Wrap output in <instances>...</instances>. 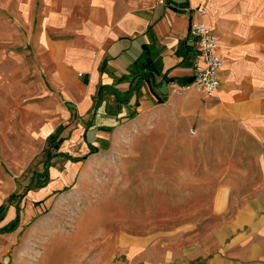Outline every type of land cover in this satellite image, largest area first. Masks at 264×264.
Returning a JSON list of instances; mask_svg holds the SVG:
<instances>
[{
    "label": "crops",
    "instance_id": "obj_1",
    "mask_svg": "<svg viewBox=\"0 0 264 264\" xmlns=\"http://www.w3.org/2000/svg\"><path fill=\"white\" fill-rule=\"evenodd\" d=\"M193 22L218 38L220 86L211 97L191 90L179 98L168 81L193 79ZM101 87L127 102L98 96ZM158 107L187 110L190 121L221 129V143L236 144V179L223 177L212 201L223 222L201 252L126 237L107 264H264V0H0V138L28 130L45 142L44 161L47 150L73 157L78 148L83 154L73 158L87 159L110 149L124 123ZM51 136L59 144L48 146ZM52 168L47 185L25 191L30 178L24 196L50 192ZM85 242L66 246L71 259Z\"/></svg>",
    "mask_w": 264,
    "mask_h": 264
},
{
    "label": "rangeland",
    "instance_id": "obj_2",
    "mask_svg": "<svg viewBox=\"0 0 264 264\" xmlns=\"http://www.w3.org/2000/svg\"><path fill=\"white\" fill-rule=\"evenodd\" d=\"M168 110L154 108L124 123L110 149L83 162L54 158L52 190L25 194L17 229L0 234V264H107L126 237L176 251L214 244L223 218L212 212V201L223 177L236 179V144L221 143V129L190 121L187 110ZM27 132L0 138V204L18 184L23 194L42 169L46 144ZM14 214L11 207L0 227ZM83 239L84 251L71 259L66 245Z\"/></svg>",
    "mask_w": 264,
    "mask_h": 264
},
{
    "label": "built area",
    "instance_id": "obj_3",
    "mask_svg": "<svg viewBox=\"0 0 264 264\" xmlns=\"http://www.w3.org/2000/svg\"><path fill=\"white\" fill-rule=\"evenodd\" d=\"M199 16L203 17L206 12L198 9ZM187 39L191 41L197 59L194 62L193 79L188 84L179 85L175 82L169 83L170 92L182 96L191 90H195L205 97L213 96L219 89V71L222 59L216 53L218 38L214 31L202 22L190 24Z\"/></svg>",
    "mask_w": 264,
    "mask_h": 264
},
{
    "label": "trees",
    "instance_id": "obj_4",
    "mask_svg": "<svg viewBox=\"0 0 264 264\" xmlns=\"http://www.w3.org/2000/svg\"><path fill=\"white\" fill-rule=\"evenodd\" d=\"M143 78L145 79H149L150 77L145 74V75H139V76H135V79L134 81H136L137 83L139 81H141ZM192 81V79L190 81H187V82H184V83H181L182 85L183 84H188ZM171 82H175L177 83L176 80H170L168 81V83H171ZM180 85V84H179ZM135 89V88H133ZM131 90V89H129ZM103 91H106L107 93H111L113 94L116 99L118 101H120L122 104H125L127 101V96L125 95V97L123 99H121L120 95L114 91L113 89L109 88V87H101L100 88V92L98 94V96H101L102 92ZM47 143H48V146H52L53 143L54 144H59L58 141H57V138L54 137V136H51L48 138L47 140ZM97 151H95V149H93L92 147H90V153L89 154H94L96 153ZM63 157L65 160L67 161H70V162H80V161H83L86 159V156L85 157H82V158H73L69 155H66V154H61V153H50L49 150L46 151V159L43 163V166H42V169L40 172H36L32 175L31 179H30V183L29 185L27 186V188L25 189V191L27 190H31V189H39V188H43L47 185L48 181H49V175H48V170L49 168L52 166V163H51V160L54 158V157ZM22 196L23 195H12L10 197V199L8 200V203L6 205H3L0 207V221L4 219L5 217V214H6V211L8 209L9 206H11L12 204H16L15 205V217L12 221H10L9 223H7L6 225L0 227V234H8V233H12L19 225L20 223V219H19V208H18V202L22 199Z\"/></svg>",
    "mask_w": 264,
    "mask_h": 264
},
{
    "label": "bare ground",
    "instance_id": "obj_5",
    "mask_svg": "<svg viewBox=\"0 0 264 264\" xmlns=\"http://www.w3.org/2000/svg\"><path fill=\"white\" fill-rule=\"evenodd\" d=\"M81 233H82V232H79L78 235H81ZM65 241H67V240H65ZM66 244H67V243H66ZM66 246H67V245H66Z\"/></svg>",
    "mask_w": 264,
    "mask_h": 264
}]
</instances>
